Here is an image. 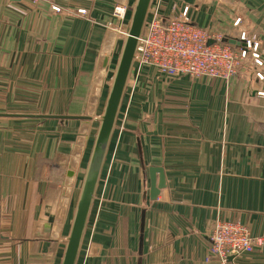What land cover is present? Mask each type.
Here are the masks:
<instances>
[{
  "label": "crops",
  "instance_id": "obj_1",
  "mask_svg": "<svg viewBox=\"0 0 264 264\" xmlns=\"http://www.w3.org/2000/svg\"><path fill=\"white\" fill-rule=\"evenodd\" d=\"M245 1L264 48V0ZM33 2L0 0V80L13 83V96L46 97L42 107L51 114L0 119L71 123L69 135L78 138L79 127L99 122L91 116L97 104L104 111L114 60L102 53L109 43L119 50L116 38L136 0ZM120 4L128 8L125 20L115 16ZM186 5L192 24L215 23L210 2L163 0L161 13L173 16ZM150 70L158 74L155 86L129 96L132 69L77 264H208V235L218 220L241 222L263 239L235 264H264L262 83L251 68L229 82ZM66 134L50 138L51 147L40 134L39 151L18 153L0 136V215H13L2 226L0 264L62 263L96 138L77 160L79 147ZM151 168L163 169L166 181L155 200Z\"/></svg>",
  "mask_w": 264,
  "mask_h": 264
},
{
  "label": "built area",
  "instance_id": "obj_2",
  "mask_svg": "<svg viewBox=\"0 0 264 264\" xmlns=\"http://www.w3.org/2000/svg\"><path fill=\"white\" fill-rule=\"evenodd\" d=\"M156 3L155 6L154 1L140 38L134 72L153 68L168 76L229 82L241 67L252 64L256 79L263 85L257 94L264 97V51L260 52V42L255 36L242 29L236 37L239 42L236 45L232 42L235 38L192 24L188 18L189 7L177 17H165L160 9L162 2ZM53 10L61 12L57 6ZM79 12L86 14L83 10ZM126 12L123 4L115 8L117 19L124 20ZM239 24L237 20L234 27ZM208 238V264H235L236 258L252 253L263 244V239L252 236L249 228L238 221H216Z\"/></svg>",
  "mask_w": 264,
  "mask_h": 264
},
{
  "label": "rangeland",
  "instance_id": "obj_3",
  "mask_svg": "<svg viewBox=\"0 0 264 264\" xmlns=\"http://www.w3.org/2000/svg\"><path fill=\"white\" fill-rule=\"evenodd\" d=\"M33 1H34L33 3L37 2L35 0H33ZM158 1L159 0H155V6L157 4L156 2H158ZM160 1L163 2V0H160ZM197 1L199 3L210 2L213 5V7H215L214 9L217 12L216 17H215V20H216L215 23H211L209 25L211 27H205V28L214 29L215 32H219V33H222L224 35H228L229 37L230 36L239 37V35H240L239 31L242 29H246V31H248L251 35L255 36L258 39V41L260 42V47H261L260 52L264 51V48H262L263 47L262 46V39H261V37H259L257 31H255V29L253 28V25L255 24L254 19H253V17L250 18V14L247 15V13H245V10H247L249 8L247 5V2L245 0H197ZM186 7H189L188 18H189V20H191V16H190L191 7L187 6V5L185 6V8ZM161 8H162V6H160V9ZM181 12H179V13H181ZM58 13H60V12H58ZM126 13H128V8H127ZM179 13H177L176 15H173L171 17H174V16L177 17ZM126 17H127V15H126ZM237 20L240 21V24H239V27L236 28V27H234V23ZM128 25H129V23H126V21H125L123 29H122V31H120L121 32L120 37L116 38L118 41L117 46H118L119 50L117 49V51L115 50L113 53L111 51V49L113 50V47L115 44H113V47L112 46L110 47L111 44L109 43V46H107L104 49V51H106L107 49H108V51L105 53L103 51V53H102V56H104V54H108L114 60V62H113L114 64L111 66L110 73L108 74V82H109V78H110V81L113 78L114 71H115V65L117 63L119 53L121 52L122 43L125 39L126 30L128 28ZM228 25H230L229 28H227ZM233 30H236V31H234L236 35L234 34V32H232ZM234 37H232V38H234ZM116 39L113 38L114 43H115ZM117 46H116V48H117ZM246 68H251L254 71V76L256 78L255 68L253 67L252 64L248 65L247 67H245V66L241 67L238 70V73H240L243 70H246ZM144 70L140 71L139 73L137 71H135V76H131V79H130L131 81L129 82V85H128V87H129L128 95L129 96H132L133 93L138 92L139 88L146 90V89H149L151 87H154L155 86L154 82L158 81V74L156 73V71L150 70V68H148L149 71L148 70L144 71ZM249 71L250 70H248V72ZM238 73H237V75H238ZM137 75L140 77L136 80ZM92 83H93V81H92ZM95 87H96V85H95ZM14 91L15 90L13 88V83L11 81L7 82L4 79L0 80V114H24V115H28V114H51V113H47L46 111H44L43 107H42L41 101L46 99V97H34V96H27V95L13 96V95H11V93H13ZM47 98H49V97H47ZM50 99H51V97H50ZM97 105L98 106H96V107L98 109L91 114V116L95 119L101 117L103 114V106H101V104H97ZM36 106L39 107V110H21V111L19 110L20 108H29V107L35 108ZM87 126L83 125L82 127H79V125H78V127L80 129L77 132V134H79V136H78V138H76V137H72L71 135H69V133L75 129V127L71 123H66L64 125L58 126V124L55 122H47V121L27 122V121H22V120L0 119V136L6 137L7 142H8V146L11 149L13 147V149H14L13 152L18 153L19 151L23 152L26 149L29 151L30 150L39 151L37 148L40 147V145H39V135L40 134H42L44 136L43 144H44V141H50L49 147H51L50 138H52L53 136H57L60 139L61 135H64L67 132V134L65 135L64 138H69L70 140H73V142H75V144L79 147L80 151H77V155H76L78 157L77 160H79L82 157H86V153H87L88 149H86V152H85L83 150V148L85 147L86 143L87 144L88 143L91 144V142L93 143L94 137H95L96 132H97L98 127H99V122L94 121V123L92 125H90L89 128H87ZM36 135L38 136L37 139H36ZM45 152H47L46 147H45ZM1 211L2 210L0 209V213H1ZM1 214H3V213H1ZM10 217L12 218L13 215L10 216L8 214V215H5V217L0 215V235H5L4 234L5 229L2 226H3L4 221L8 224L9 220L11 219ZM29 228H30V226H29ZM18 243H19V240L13 241L12 242L13 247H14V244L17 245ZM2 249H3V241L1 240L0 241V251Z\"/></svg>",
  "mask_w": 264,
  "mask_h": 264
},
{
  "label": "water",
  "instance_id": "obj_4",
  "mask_svg": "<svg viewBox=\"0 0 264 264\" xmlns=\"http://www.w3.org/2000/svg\"><path fill=\"white\" fill-rule=\"evenodd\" d=\"M152 2L153 0H136L132 9L106 105L99 119L98 131L61 264H77L103 165L132 73L140 38L143 34L148 14L151 11ZM157 175H159L158 182ZM150 178L151 199L155 200L160 191L166 186L164 170L151 168Z\"/></svg>",
  "mask_w": 264,
  "mask_h": 264
}]
</instances>
